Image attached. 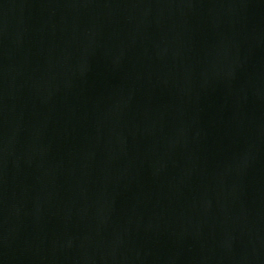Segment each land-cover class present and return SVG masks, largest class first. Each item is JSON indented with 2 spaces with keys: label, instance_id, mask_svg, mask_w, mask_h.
<instances>
[{
  "label": "water",
  "instance_id": "1",
  "mask_svg": "<svg viewBox=\"0 0 264 264\" xmlns=\"http://www.w3.org/2000/svg\"><path fill=\"white\" fill-rule=\"evenodd\" d=\"M0 264H264V0H0Z\"/></svg>",
  "mask_w": 264,
  "mask_h": 264
}]
</instances>
